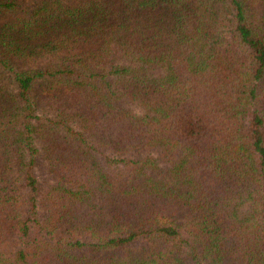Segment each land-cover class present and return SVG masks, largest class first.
Returning <instances> with one entry per match:
<instances>
[{
  "label": "trees",
  "instance_id": "1",
  "mask_svg": "<svg viewBox=\"0 0 264 264\" xmlns=\"http://www.w3.org/2000/svg\"><path fill=\"white\" fill-rule=\"evenodd\" d=\"M0 264H264V0H0Z\"/></svg>",
  "mask_w": 264,
  "mask_h": 264
},
{
  "label": "rangeland",
  "instance_id": "2",
  "mask_svg": "<svg viewBox=\"0 0 264 264\" xmlns=\"http://www.w3.org/2000/svg\"><path fill=\"white\" fill-rule=\"evenodd\" d=\"M21 1L28 2V1H30V0H21Z\"/></svg>",
  "mask_w": 264,
  "mask_h": 264
}]
</instances>
